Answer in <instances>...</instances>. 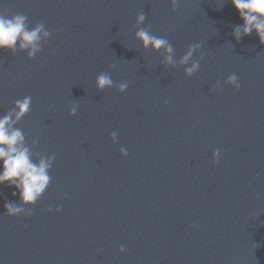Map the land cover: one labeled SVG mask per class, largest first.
Returning <instances> with one entry per match:
<instances>
[{
	"label": "water",
	"instance_id": "water-1",
	"mask_svg": "<svg viewBox=\"0 0 264 264\" xmlns=\"http://www.w3.org/2000/svg\"><path fill=\"white\" fill-rule=\"evenodd\" d=\"M0 11L62 29L32 60L0 51V114L31 96L17 127L56 156L33 216H7L19 196L0 186V264H264V45L235 40L230 0L175 12L171 0H0ZM140 11L177 61L202 45L198 73L142 49ZM101 72L128 90L98 91ZM233 73L239 91L224 83Z\"/></svg>",
	"mask_w": 264,
	"mask_h": 264
},
{
	"label": "clouds",
	"instance_id": "clouds-1",
	"mask_svg": "<svg viewBox=\"0 0 264 264\" xmlns=\"http://www.w3.org/2000/svg\"><path fill=\"white\" fill-rule=\"evenodd\" d=\"M237 10L242 24L233 26L232 35L237 42L253 33L264 45V0H230ZM179 6V0H171L172 11L175 12ZM146 15L140 11L136 17L135 39L140 42L142 49L160 53L163 57L162 64L167 68H183L184 75L193 77L200 71V60H203L205 53L202 51L200 43L190 44L186 53L177 61L175 50L171 42L165 37H158L152 33V26H145ZM62 31L61 28L50 32L43 22L29 27L28 17L23 13L9 15L6 11H0V51L10 52L13 56L17 52H26L29 60L34 59L42 52L43 44L49 41L55 32ZM199 52L200 59H194V55ZM110 70L115 68V64L109 66ZM96 88L103 92L105 89L116 87L119 93H125L129 88L126 81L114 84L109 72H101L96 77ZM239 91L241 85L239 77L233 73L224 81ZM221 82L215 83V88L219 89ZM32 97L25 96L17 99L9 110L0 114V186L14 188L12 196H19V200L14 202L5 200V214L9 217L34 215L33 208L43 197L51 184L50 172L56 160L55 154L48 155L37 151L39 140L33 138L28 143L23 130L17 125L31 112ZM79 111L78 104L69 106V116H76ZM110 139L113 144L118 143V132L112 131ZM121 155L127 157L128 151L121 147ZM222 153L220 149L213 152V162L218 163ZM65 199L68 198L65 194ZM61 207L49 208L50 213L59 214ZM120 253H125L124 245L119 247Z\"/></svg>",
	"mask_w": 264,
	"mask_h": 264
}]
</instances>
